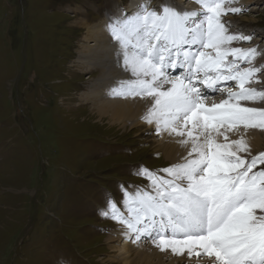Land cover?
Returning <instances> with one entry per match:
<instances>
[{
  "label": "snow or ice",
  "instance_id": "snow-or-ice-1",
  "mask_svg": "<svg viewBox=\"0 0 264 264\" xmlns=\"http://www.w3.org/2000/svg\"><path fill=\"white\" fill-rule=\"evenodd\" d=\"M193 2L198 10L141 0L131 12L118 6L120 15L109 13V70L123 77L106 94L143 101L140 120L186 154L166 168L137 167L148 183L132 192L122 185L120 206L107 197L99 214L125 242L150 241L181 264L185 256L264 264V151L253 155L239 134L264 130V63H256L264 52L235 46L256 36L231 30L225 17L246 11L235 0ZM216 93L219 102L210 101Z\"/></svg>",
  "mask_w": 264,
  "mask_h": 264
},
{
  "label": "rangeland",
  "instance_id": "rangeland-1",
  "mask_svg": "<svg viewBox=\"0 0 264 264\" xmlns=\"http://www.w3.org/2000/svg\"><path fill=\"white\" fill-rule=\"evenodd\" d=\"M149 2L158 7L165 0ZM166 2L198 10L193 0ZM139 3L0 0V264H120L109 260L107 243L117 226L100 209L107 197L120 206L122 185L132 192L148 183L134 174L137 167L172 164L153 152L164 141L154 128L146 140L132 121L125 129L110 124L111 118L119 124L121 113L106 110L102 119L91 113L99 104L84 95L117 100L95 95L106 87L91 84L96 72H84L77 61L88 26L106 38L109 13L120 15L118 6L131 12ZM232 6L246 11L225 17L231 30L256 33L250 43L235 46L264 52V0H235ZM75 68L82 72L72 73ZM144 243L137 248L149 246ZM190 261L201 264L207 257Z\"/></svg>",
  "mask_w": 264,
  "mask_h": 264
},
{
  "label": "bare ground",
  "instance_id": "bare-ground-1",
  "mask_svg": "<svg viewBox=\"0 0 264 264\" xmlns=\"http://www.w3.org/2000/svg\"><path fill=\"white\" fill-rule=\"evenodd\" d=\"M86 29L87 31L85 33L83 40V42H85L86 44L80 48L81 51L77 63H79L78 65L79 67L80 66L83 67L85 64L84 72H91V71L96 72L97 76L95 78H92V80L90 81L91 84L94 83V85H104L106 87L105 88L106 90L110 84L122 78L123 74L118 70H115L114 68H112L111 72L109 70L111 66V61L113 59L112 42L110 41V36H108L109 38L108 37L101 38L97 36L94 28L88 26ZM257 62H258L257 64H260L259 62L264 63V57L258 58ZM76 71L82 72L81 69L77 70V68H75L71 72L73 73ZM261 78L264 79V75H262ZM254 86L258 88L261 87V85H254ZM232 90L234 91L236 90L234 86L232 87ZM100 92L95 95L108 97L107 95H103L104 93H106V91L102 93ZM214 95L215 97L218 98L216 102H219V99L221 98V94L216 93ZM83 99L85 101L96 102L97 104H99L98 107L91 109V113L94 115L96 114L99 119L105 118L106 110H110L114 114L121 113L123 119L119 121V124H114L112 122V118L111 120H109L110 124L122 127L121 129H125L124 124L126 123V121H132V126L137 128V136L141 135L146 140L149 137V135H147L148 131L154 128V126L152 125H147L143 122L140 123L139 121L140 116L143 114L145 110L144 102L141 100L122 99L118 101L117 98H114L117 101H103L97 98L86 97L85 95L83 96ZM263 133L264 131L259 129H253V130L249 129L247 130L246 133L244 132L243 129H241V132L239 133L244 135L245 138L247 139L248 143L251 146L253 155L256 151L264 149V137L262 140L260 135ZM230 135H232L233 139L237 138V135L235 134H230ZM161 137L164 139V141L163 142L161 141V143L157 145H153L152 146L153 152L158 154L161 157L162 161L168 164H175L179 162L181 155H185L186 152H184V150H182L179 147V145L173 141L172 138L171 140H168L167 137L169 136L167 134H164ZM107 240H108L107 242L108 250L110 251L111 254L110 256H113L109 258L110 261L113 260L120 264H156V262H160L162 258L164 259V257H166L170 260V264H181L180 257L173 256L170 252L161 253L158 249L152 246L150 241L145 242L149 245L148 247L145 246L144 248H142V250H139L137 248V244L125 242L122 239L121 234L116 230L112 231V233L109 235V238H107ZM110 261L108 262L110 263ZM183 264H194V263L190 261V259L187 258V256H185V258L183 259ZM203 264H206V262Z\"/></svg>",
  "mask_w": 264,
  "mask_h": 264
}]
</instances>
